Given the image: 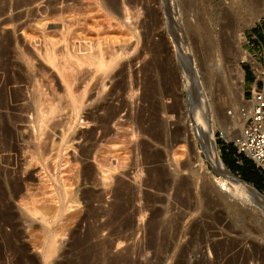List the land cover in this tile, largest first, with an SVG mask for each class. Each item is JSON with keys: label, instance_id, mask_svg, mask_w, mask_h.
Here are the masks:
<instances>
[{"label": "rangeland", "instance_id": "rangeland-1", "mask_svg": "<svg viewBox=\"0 0 264 264\" xmlns=\"http://www.w3.org/2000/svg\"><path fill=\"white\" fill-rule=\"evenodd\" d=\"M103 1L37 0L20 6L18 0H0V87L6 95L0 108V264H264V213L212 169L197 129L198 120L214 116V141L224 166L264 195L224 163L230 153L225 148L232 147L238 165L254 166L236 153L231 132L239 126L222 129L233 120L227 111L241 103L236 70L243 71L242 95L251 80L247 72L264 78V0H251L253 7L247 0H117L112 8ZM49 2L62 13L56 24L69 26L67 40L115 39L130 54L107 71H77L75 93L87 82L86 102L55 172L69 180L73 201L50 221L56 249L44 261V225L22 212L16 199L18 189L26 191L28 182L36 188L44 173L42 159L36 163L27 153L30 73L43 69L56 78L61 123L71 111L57 75L33 50L40 39L33 25ZM25 32H36L39 39L24 38ZM252 35L263 40L261 49L247 41ZM240 49L254 62L241 59ZM23 50L35 56L32 68L20 58ZM20 88L15 100L13 91ZM93 154L105 159V172H97ZM84 167L96 171L88 176ZM100 172L106 173L104 184Z\"/></svg>", "mask_w": 264, "mask_h": 264}, {"label": "bare ground", "instance_id": "bare-ground-1", "mask_svg": "<svg viewBox=\"0 0 264 264\" xmlns=\"http://www.w3.org/2000/svg\"><path fill=\"white\" fill-rule=\"evenodd\" d=\"M35 1H37V0H18L17 4L20 6L30 5L32 3H35ZM105 1L106 0L103 1L104 4H107V3H105ZM247 1L248 2L246 4L245 3H243V4H245L247 6L248 5L251 6L252 5L251 3L253 1L252 2H251V0H247ZM42 2H44V1H42ZM106 2H108L107 6L108 7L110 6L112 8V7L116 6L117 0H107ZM50 3L51 2H49L48 6L43 8V9L38 7L40 9V12H39L40 16L38 19H36L35 24L34 25L32 24L33 26H35V28L33 26H31V28H30V29H32V27H33V29L38 32V34H37L38 37H40V39H39L35 35L36 32L32 34V36L35 35V40H36V37L39 39V41L37 39L38 45L36 44L37 42L34 41L36 45L33 44L34 45L33 50L35 52L34 54H36L38 57L37 59L38 60L40 59V62L42 61L43 64H46L50 68V69L49 68L48 69L54 71L53 73L57 75V79L61 83L58 80L57 81L61 85H63L64 96H66V98L68 99V102L71 106L70 107L71 111H70V115L68 114L69 117L67 119H66L67 114H66V116L61 115L62 117H65L64 122L61 123V121H63V119L62 118L59 119V115H58L59 111H61L60 110L61 107L59 108L58 104H56L58 102V100L61 101L60 100V94L58 93V91L56 90V87H55L56 78L52 77L53 75H50L51 73L50 74L45 73V71L43 69H42V73H40L38 75L36 74V72L39 73L38 72L39 70L38 71L34 70V71H36L35 73H33L34 71L32 73H30L32 76L30 75L31 77H28V80H30V81L27 80L29 82V84L27 86V88H28V91L26 93L27 97H25V98L27 101L26 103L29 106L28 111H29V116H30L29 117L30 119L27 120L29 122L28 127H29V131H30L28 139H29L30 144H32V145H27L28 149L27 148L26 149H27V153H29V155L32 157V158L30 157V159H32V160L34 159V161L36 160V158L38 160L42 159L43 162H42V167L40 170H42L44 173L42 174V172L39 171L42 175L41 176L40 173L38 172L39 175L41 176V178L38 179L39 183L36 182V183H38L37 187L34 185L36 187V188H34L36 191H34L33 187H32V189H30L31 186H33V183L29 185L28 184L29 182L28 183L25 182L26 183L25 185L30 186V188L27 187L25 189L24 187H26V186H24L23 188L26 191H22L23 189H18V190H20V193L18 194L19 197L17 198L15 196L17 199L14 197L17 200V204H18L17 206H19L20 209L23 210L22 212H25V214L33 216L35 219L39 220V222H42V224L44 225L43 249L41 252V255H42V258L44 261H46L48 258H50V256L55 252V249H56L55 233L51 230V227H50L52 225L51 222L55 221L58 217H60V215L63 213V211L67 210L70 207V205H71V204H69L70 201H73V199L71 198L72 195L70 194V188H69L70 182H68L69 180L60 174H59L60 179H58L59 175L56 177L55 172H57L59 159L61 157L63 158V155L66 154L65 153L66 151L62 153V150H64V149L66 150L67 148L70 147L69 135L71 134V132H73V127L75 126L74 121L80 117V116L78 117V114H79V109H80L81 105H83V102H86V100H84L85 91L87 90L86 89V87H87L86 81H85L86 83L84 82L85 85H82L83 88L81 89L80 93L79 92H78V94L75 93L74 84L77 80H79V77H81V76H79V77L77 76V71L79 69L82 70V68L91 69L93 71H99V72H100V70L104 71L105 69L107 71L108 68H111L113 65L115 66L116 63L118 62V60L123 55H125L126 53L130 54L125 49V46H124L125 44L124 45L118 44V42L114 41L115 39H113L110 42H105L103 39V42L102 41L101 42L100 41L93 42V41L87 40V41H82V42L77 41V43H75V41L71 42L70 40H67L68 38H65V37L70 31L69 26L65 25L66 24L65 21L61 22V26H58L56 24V20L58 19V17L60 18L62 16L61 15L62 13L61 14H60V12L57 13L58 10L55 8L57 6H54V7L50 6V5H52ZM54 3H56V1ZM57 3H58V1H57ZM253 5L251 7H253ZM124 10L123 11L125 13L124 12L123 13L126 17L125 19H127V17H128L127 14L129 13V11H127V7L125 5H124ZM30 15H31V13H30ZM62 20H63V18H62ZM128 20H129V17H128ZM72 21H74V20H72ZM123 22H124V20H123ZM49 23H53V24H49ZM58 24H60L59 21H58ZM30 25H28V26L30 27ZM121 25L120 26L123 27V24H121ZM127 26H130V25H127ZM113 28L114 27H112L111 29H113ZM26 29H27V27H26ZM58 32H59L60 38L55 37V34ZM30 34H31V32H30ZM30 34L29 33L23 34V35H26V36H24V38H27V36L32 37ZM64 34H66V35L64 36ZM128 38H131V36ZM33 39H34V37H33ZM105 39H106V37H105ZM131 39H130V41H131ZM84 40H86V39H84ZM31 41H32V38H31ZM31 41H29V42L31 43ZM115 43H117L116 46H115ZM126 45H127V43H126ZM7 48H8V46H7ZM29 52L31 53L32 51L31 50L30 51H24L23 50L22 53L20 54V58L24 61L25 64H27V67L29 66L28 68H32L34 66L33 60H35V59H33V57H35V56L31 55ZM129 52H130V50H129ZM9 53H10V51H9ZM236 55H235V57H236L235 59H238L239 57L237 58ZM239 55H240L241 59H247V60L254 62L253 58L251 57V54L245 49H240ZM207 61H208V59H207ZM231 62H233L232 67L235 68L237 61L232 60ZM43 67H44V65H43ZM257 68L262 70L261 66L257 67ZM33 69H35V67ZM236 71H238V72H236ZM236 71L233 70V75L235 74L234 72L239 74L237 76V79L239 77V80H238L239 88H238V90H239V98L241 100L242 99V90H243V71L240 69L236 70ZM56 75H55V77H56ZM6 79L8 80V78H6ZM9 81L10 80H8V82ZM4 90L5 89L3 87H0V108H3L6 106L5 105L6 104L5 103L6 95H5ZM22 91L23 90L21 88L17 91L15 90V92L13 91L12 97L15 100H18ZM9 94H11V93H9ZM66 100H64V101H66ZM62 102H63V100H62ZM28 106H27V108H28ZM234 109H236V107H234ZM234 109H233L234 113L231 115V118L233 119V120H231L232 121L230 123L231 125L229 124V126H228V124L227 125L225 124L226 126L223 125L222 129H227L230 126L238 125L239 128L233 127V132H231L232 136L235 138L236 136H238V134L240 132L241 122H239V123L237 122L238 117L235 114ZM195 113H197V112H195ZM222 117H225L226 120L228 119V116H226V115L222 116ZM77 120H76V122H77ZM200 120H198L199 122L197 123L198 124V128H197L198 134H199L200 140L203 142V144L201 142H200V144H201L202 151L204 152V155H205L206 159L208 160L212 169L217 171V174H219L220 177L225 178V180L228 181L229 187L231 189L237 191L239 193V195H242L244 198H246L247 199L246 201L253 202V204L260 207L264 213V195L262 193H260V191H258V189H256L255 187H253L250 184H247L246 182L241 181L238 178H236L235 176H233L230 173V171L224 166V164H223V162H222V160H221V158H220V156L216 150V145H215V141H214V134H213L212 126H213V123L216 121V118L212 115H209L208 117H205L201 121ZM105 121H107V120H105ZM4 131L7 132V129H5ZM222 133L224 135H228V133L226 131H223ZM56 134H58V139H57L58 141H56L54 138V136ZM6 136H8V135H6ZM8 143H9V141H8ZM91 150H93V149H91ZM97 155H98V153H97ZM97 155L93 154V159H94L95 163H97L95 165L97 168L96 170H97V172H99L98 170L100 169L103 172L104 171L103 167H105L107 164L103 162L105 159H100V157L98 159ZM117 157H118V155H117ZM29 160H27L28 163H26V164H31L29 162ZM38 160H36L37 161L36 163H38ZM64 161H65L64 162V164H65L67 161L65 159H64ZM118 163H119V160H117V163H115L114 165L111 164L112 167L110 165L109 166L111 168L115 169L114 167H116V164L118 166ZM62 166H64V165L62 164ZM84 169H86V167H84ZM93 169H92V167H88L84 173L89 176L94 171H96V170L93 171ZM106 170H107V168H106ZM85 177L87 178V176H85ZM99 177H100L99 178L100 181L103 180V182H101V183L104 184V179L107 177L106 173H104V174L101 173ZM214 178H216V177L214 176ZM93 179L95 181L96 178H93ZM94 181H92V182H94ZM223 181H224V179H223ZM223 181H221V183ZM94 183H96V182H94ZM17 186H19V184ZM20 188H22V186ZM21 191H22L23 195H21ZM2 192H3V190H2ZM23 192H26V193L24 194ZM14 195H17V194L14 193ZM2 196H5V194ZM74 198H76V197H74ZM28 215H26V216H28Z\"/></svg>", "mask_w": 264, "mask_h": 264}, {"label": "built area", "instance_id": "built-area-1", "mask_svg": "<svg viewBox=\"0 0 264 264\" xmlns=\"http://www.w3.org/2000/svg\"><path fill=\"white\" fill-rule=\"evenodd\" d=\"M247 41L251 46L255 45L257 50L263 47V40L256 35H252ZM233 113L227 111L229 115ZM235 114L241 122L240 132L233 139L236 153L243 154L264 171V78L262 76L254 77L253 83L242 95ZM235 162L241 164L238 158Z\"/></svg>", "mask_w": 264, "mask_h": 264}, {"label": "trees", "instance_id": "trees-1", "mask_svg": "<svg viewBox=\"0 0 264 264\" xmlns=\"http://www.w3.org/2000/svg\"><path fill=\"white\" fill-rule=\"evenodd\" d=\"M234 149L232 147H230V149H228L226 147V151L227 152H232ZM227 154L229 156V159L224 158L223 161L224 163L231 168L233 171H237L238 173H242L244 175L245 180H247L248 182H252L254 183L259 189H264V173L260 174L258 173L253 165H247V163L243 164V165H238V163L235 162V158H234V153H232V157H230L231 155ZM244 156V155H243ZM244 158V157H243ZM247 158V157H246ZM244 160H247V159ZM229 160V161H228ZM249 161L251 162V160L249 159ZM252 163V162H251Z\"/></svg>", "mask_w": 264, "mask_h": 264}, {"label": "crops", "instance_id": "crops-1", "mask_svg": "<svg viewBox=\"0 0 264 264\" xmlns=\"http://www.w3.org/2000/svg\"><path fill=\"white\" fill-rule=\"evenodd\" d=\"M246 76L247 77H249L251 80H250V84H249V86L251 85V83H253V79H254V77H253V74H251V73H249V72H247L246 73ZM246 77V78H247ZM249 86H248V88H249ZM248 90V89H247ZM225 150H226V148H225ZM234 157H235V155H234ZM254 168H255V170L258 172V173H260V174H263L264 173V171H262V170H260L258 167H256L255 165H254ZM235 172H237V171H235ZM264 182V181H263Z\"/></svg>", "mask_w": 264, "mask_h": 264}, {"label": "water", "instance_id": "water-1", "mask_svg": "<svg viewBox=\"0 0 264 264\" xmlns=\"http://www.w3.org/2000/svg\"><path fill=\"white\" fill-rule=\"evenodd\" d=\"M215 171V170H214ZM217 173V171H215ZM234 176V175H233Z\"/></svg>", "mask_w": 264, "mask_h": 264}]
</instances>
